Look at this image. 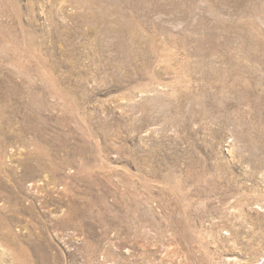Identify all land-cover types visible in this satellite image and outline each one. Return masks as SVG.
I'll use <instances>...</instances> for the list:
<instances>
[{
    "label": "rangeland",
    "instance_id": "374dc122",
    "mask_svg": "<svg viewBox=\"0 0 264 264\" xmlns=\"http://www.w3.org/2000/svg\"><path fill=\"white\" fill-rule=\"evenodd\" d=\"M0 264H264V0H0Z\"/></svg>",
    "mask_w": 264,
    "mask_h": 264
}]
</instances>
